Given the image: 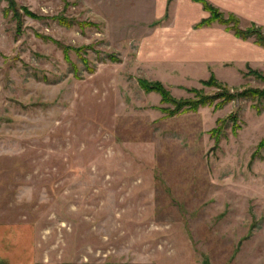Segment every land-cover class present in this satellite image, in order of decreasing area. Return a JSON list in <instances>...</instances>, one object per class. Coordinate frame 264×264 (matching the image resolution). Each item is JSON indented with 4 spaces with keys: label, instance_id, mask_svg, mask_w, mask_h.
<instances>
[{
    "label": "rangeland",
    "instance_id": "1",
    "mask_svg": "<svg viewBox=\"0 0 264 264\" xmlns=\"http://www.w3.org/2000/svg\"><path fill=\"white\" fill-rule=\"evenodd\" d=\"M151 2L0 0V264H264V28L201 62Z\"/></svg>",
    "mask_w": 264,
    "mask_h": 264
},
{
    "label": "crops",
    "instance_id": "2",
    "mask_svg": "<svg viewBox=\"0 0 264 264\" xmlns=\"http://www.w3.org/2000/svg\"><path fill=\"white\" fill-rule=\"evenodd\" d=\"M206 1L223 13H231L242 21L254 22L264 28V0ZM149 9L155 19L163 16L164 13L169 16L168 21L170 18L174 19L173 26L167 30L162 26L155 30L160 36H163L161 38L166 39L170 36L181 39V47H188L190 55H196L197 57L194 59L201 62L246 61L251 58L249 53L252 54L255 50L249 43L241 42L217 28H203L195 31L196 33H189L188 30L192 23L207 17L206 12L191 0H173L171 4H168L167 0H153ZM172 44L174 43L172 42ZM166 46H169V43H164V48ZM167 48H171V46ZM198 55L200 56L198 57Z\"/></svg>",
    "mask_w": 264,
    "mask_h": 264
},
{
    "label": "trees",
    "instance_id": "3",
    "mask_svg": "<svg viewBox=\"0 0 264 264\" xmlns=\"http://www.w3.org/2000/svg\"><path fill=\"white\" fill-rule=\"evenodd\" d=\"M197 2H201L203 6V10L207 11L209 13V18L202 21V24H207L215 19H218L219 22L222 24H226L225 20L221 19V15L210 3H208L206 0H194ZM234 36L245 39L250 37V35L255 33V42L264 47V35H261L260 32L257 29H246L244 31L237 30L235 28L231 29ZM140 85L144 87L145 91H151L158 94L163 101H168V95L167 93L161 88L159 84H146L143 81L140 82ZM220 97L222 96L224 100L231 99L233 96L228 94L227 92H223L222 94H219ZM251 95H264V89L262 91H253V90H245L242 92V95L240 96H251ZM208 101V98H202L197 101L193 102H183L184 106H187L188 109H195L198 105H201L203 103H206ZM182 103V102H181ZM264 145V142H260L258 144L257 148H261Z\"/></svg>",
    "mask_w": 264,
    "mask_h": 264
}]
</instances>
